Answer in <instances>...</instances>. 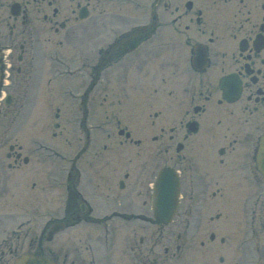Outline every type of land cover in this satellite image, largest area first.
I'll return each mask as SVG.
<instances>
[{
	"label": "flooded vegetation",
	"instance_id": "obj_1",
	"mask_svg": "<svg viewBox=\"0 0 264 264\" xmlns=\"http://www.w3.org/2000/svg\"><path fill=\"white\" fill-rule=\"evenodd\" d=\"M113 1L92 0L90 8L76 0L70 13L74 24L93 21L89 76L92 87L105 84L89 102L101 98L115 107L114 80L121 82L115 98L122 96L128 107L121 121L129 136L114 147L112 115L98 117L91 106L88 111L80 100L86 101L85 93L61 92L78 97L75 114L87 112L93 130L105 131L101 138L90 136L84 114L73 123V136L62 126L56 156L63 210L49 221L65 225L67 232L46 241L42 254L59 264H245L241 254H247V244L259 251L255 225L264 229V176L258 171L264 134V0H116L135 4L134 14L114 8ZM52 2L0 3L8 10L19 5L18 13L8 12L0 24L1 68H12L14 61L25 65L21 77L19 67L4 85L13 102V92L19 95V107L38 64V34L65 28V21H52L56 8L47 15ZM34 6L44 12L40 27L33 26ZM115 124L120 127L119 119ZM38 147L45 149L32 141L27 156L9 155L7 169L19 173L26 167L33 177L46 168ZM163 167L173 172L177 199L165 234L151 201V185ZM67 190L74 193L68 213ZM31 232L20 224L0 241V264H9L24 246L33 247Z\"/></svg>",
	"mask_w": 264,
	"mask_h": 264
},
{
	"label": "rangeland",
	"instance_id": "obj_2",
	"mask_svg": "<svg viewBox=\"0 0 264 264\" xmlns=\"http://www.w3.org/2000/svg\"><path fill=\"white\" fill-rule=\"evenodd\" d=\"M10 2V0H0L1 2ZM52 7L49 8V14L52 13V9L56 8L58 11L57 17L53 18L52 21L55 22L56 20H61L65 21V28L63 30H59L60 32L58 34L53 33V29L51 28L49 32L47 33H40L37 36L39 45L36 46V52H37V63L33 65V72H32V77L33 80V89L30 91V96L27 98V101L25 100L24 102V108L23 110H17L15 109L16 105L18 106V96L16 91L13 92L14 95V102L11 105V108H3V106H0V125L2 128H5L6 126H14L16 133L12 134L10 133L9 139L7 141L4 140V135L1 136L2 131H0V172H2V169L4 167V153L8 152V145L11 143H15L17 145H22L21 148V154L24 156L27 153L24 148L28 147V142L29 139L32 137L38 138L40 140L46 141L50 145H57L58 143H61L58 138L59 137H54V138H49V133H50V126L52 125L53 121L56 122L57 119H60V121L65 120L68 118L70 115L68 112H70V107L75 106L79 104L80 101L77 99L75 100L74 98H61L59 93L61 92L60 90H63L64 88L66 89H72L74 92L75 90L77 93L80 91L82 93L87 94V98L85 101V97H81L80 100L82 101V105L84 104L88 107L87 110H91L93 113H96V115L99 116H104L106 113L112 115L114 121V126H116L115 121L119 119V126L122 127L124 124L121 121L122 114L124 111L127 110V106H124L123 103V97L122 96H117L118 98H115L116 90H120L121 87V82H116L114 80V84L116 87H113L114 93L112 94L114 104L113 106L115 107H109L108 104H105L104 100L101 98H96L93 101L95 102H89L92 100L91 95H94L95 91H102L104 88L105 82H101L99 86H96V88L93 86L92 87V78L89 76L90 73V63H91V48L90 45H92L93 42V35H92V25L93 21L92 19L88 18L86 21L82 23H75L74 24V14L72 15L70 13L71 9L74 8L75 1H69V0H52ZM80 3L86 2L90 4V8L92 5V0H79ZM113 6L114 8H126L130 10V13H133L135 11L136 5L133 3H117L116 0L113 1ZM29 8V7H28ZM30 9V8H29ZM33 16V26L35 27H40L41 25H44L42 22V14L44 13L41 11V9H35V6L33 8V11L30 12ZM8 16V8L6 9V5L4 4L3 7L0 6V24L3 25V23L6 21ZM68 18V20H67ZM70 18V19H69ZM58 24V23H57ZM56 24V25H57ZM103 21L98 22V26L102 25ZM79 25V26H78ZM55 26V24H54ZM94 30V28H93ZM35 38V37H34ZM40 47V48H39ZM39 48V50H38ZM35 52V51H34ZM81 52L82 55H88L89 57H86L81 59L79 58H74L75 53ZM60 58L62 60H66L69 63V66L71 67L72 74L70 76H59L58 79L59 81H55L56 78L51 80V82L46 81L45 76L47 77L51 76L52 79V73L54 72V67L56 70L58 69L59 65L57 63H54L53 58ZM75 61V62H73ZM76 62H80V64L83 66L82 71L80 70L79 74H75V69L76 66L80 65ZM57 65V66H56ZM20 67L21 72L18 73L17 78L21 77L23 74V68H25L24 64L20 63H15L13 62L11 72L14 76L15 71ZM39 68V69H38ZM59 73H60V68H59ZM26 74V71H25ZM40 76L39 78L36 79V77ZM111 77H116L115 72H111L109 74ZM117 78V77H116ZM23 82V81H22ZM22 82L20 85L22 86ZM99 84V83H98ZM112 84V83H111ZM20 86V87H21ZM36 89L37 91H43L42 94H36ZM101 89V90H100ZM90 96V97H89ZM94 98V97H93ZM115 98V99H114ZM17 100V101H16ZM108 101V100H107ZM119 103V105H118ZM122 103V104H121ZM63 107L64 108V113L56 114L55 108ZM80 106V105H79ZM118 106H121L119 109L117 108ZM62 111V110H61ZM71 113V112H70ZM84 112L82 113V117L84 115L88 119V113L86 112L84 115ZM13 115V116H11ZM95 115V114H94ZM130 115H133V113H130ZM16 116V117H15ZM54 116V118H53ZM9 118V121H7ZM12 118V119H11ZM17 118V120H16ZM56 118V119H55ZM102 119V118H101ZM89 121V119H88ZM16 124V126H15ZM9 131V129H7ZM55 131H58L57 129ZM2 137V139H1ZM6 143V144H5ZM24 147V148H23ZM71 154V153H70ZM2 164V165H1ZM53 164V163H52ZM57 166V164H56ZM49 171L46 173L49 176H51L52 169L55 168V164L51 165L48 164ZM103 171H105L107 168H102ZM57 172V170L55 171ZM36 176V175H34ZM47 177V176H46ZM52 177V176H51ZM39 178V177H38ZM37 179V177H36ZM62 179V176H61ZM24 186L27 187V182H24ZM40 187L42 188V184H40ZM39 187V188H40ZM20 189V188H19ZM43 192H37L32 191L29 196L34 195V201H33V209H32V220H31V227H32V233L34 234L35 238V246L37 239L39 238V234L41 233L42 227L44 225L45 219L54 213H57L59 209H61V206L59 204L61 196H63V192L60 189V187L57 185V183H52L50 180V185L48 186V189L42 188ZM13 194H12V193ZM17 190L9 192L5 190H0V207L4 206L3 209H12L13 204H15L14 199H11L12 195H16ZM4 194V196H1ZM13 198V197H12ZM11 199V200H10ZM46 211H49L46 213ZM56 215V214H55ZM4 222V220L0 221V225ZM66 232V231H65ZM250 256H244V253L241 254V259L243 258H249Z\"/></svg>",
	"mask_w": 264,
	"mask_h": 264
},
{
	"label": "water",
	"instance_id": "obj_3",
	"mask_svg": "<svg viewBox=\"0 0 264 264\" xmlns=\"http://www.w3.org/2000/svg\"><path fill=\"white\" fill-rule=\"evenodd\" d=\"M163 192H160L159 195L162 197L163 202L166 201V196L167 193L162 190ZM160 197V198H161ZM162 199H161V203H162ZM165 203L161 204L164 205ZM168 207H162L161 209V214H163L162 216L164 217V219H168L172 213V204H170V202H168L167 204ZM15 264H53L51 262H49L48 260L42 258V257H32V256H22L21 258H19L18 260H16Z\"/></svg>",
	"mask_w": 264,
	"mask_h": 264
}]
</instances>
